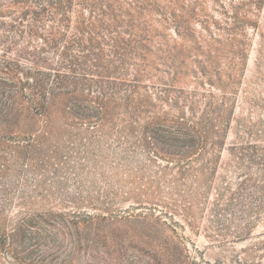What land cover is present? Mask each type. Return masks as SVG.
<instances>
[{
	"label": "rangeland",
	"instance_id": "rangeland-1",
	"mask_svg": "<svg viewBox=\"0 0 264 264\" xmlns=\"http://www.w3.org/2000/svg\"><path fill=\"white\" fill-rule=\"evenodd\" d=\"M112 1L143 111L68 125L59 95L0 137V264H264V0Z\"/></svg>",
	"mask_w": 264,
	"mask_h": 264
},
{
	"label": "trees",
	"instance_id": "trees-1",
	"mask_svg": "<svg viewBox=\"0 0 264 264\" xmlns=\"http://www.w3.org/2000/svg\"><path fill=\"white\" fill-rule=\"evenodd\" d=\"M133 2L142 10L156 3ZM122 14L112 0H0V137L37 140V130L22 119L30 117L34 124L47 117L50 101L59 95L68 99L62 116L68 125L103 126L111 119L110 104L118 100L125 104L124 117L143 111L130 100L137 77L124 93L120 79H111L123 74L125 55L114 69L101 59L104 32L116 31L110 20ZM191 138L199 148L201 137ZM18 233L9 235L17 244Z\"/></svg>",
	"mask_w": 264,
	"mask_h": 264
}]
</instances>
